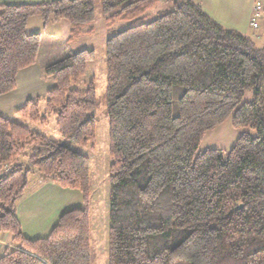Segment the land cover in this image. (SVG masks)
<instances>
[{
  "label": "trees",
  "instance_id": "1",
  "mask_svg": "<svg viewBox=\"0 0 264 264\" xmlns=\"http://www.w3.org/2000/svg\"><path fill=\"white\" fill-rule=\"evenodd\" d=\"M171 1L172 12L145 22ZM101 4L109 22L133 21L106 43L109 264H264V47L193 0ZM0 9V96L37 64L43 34L28 32L30 19L40 17L44 29L68 22L70 42L95 31V0ZM95 59V51L82 50L47 65L54 89L15 113L42 127L56 117L61 142L0 114V234L13 245L0 264H93L90 159L70 145L96 140L95 83L73 88ZM249 91L253 99L243 103ZM229 119L258 136L243 134L229 152L199 154L206 134ZM21 157L27 164L17 163ZM33 171L79 191L84 202L65 212L47 238L34 240L17 216Z\"/></svg>",
  "mask_w": 264,
  "mask_h": 264
},
{
  "label": "rangeland",
  "instance_id": "2",
  "mask_svg": "<svg viewBox=\"0 0 264 264\" xmlns=\"http://www.w3.org/2000/svg\"><path fill=\"white\" fill-rule=\"evenodd\" d=\"M102 0H95L96 6V20L91 26L94 28V33L85 35L80 39L70 42L71 25L66 21H60L50 24L47 28H43L42 43L40 48V61H43V56L51 53L53 55L52 61H58L72 53L82 50H93L96 53V59L90 63L87 68L86 75L75 84L73 88L84 91L94 82L97 95V132L94 143L86 147L72 144L67 145L82 154H85L90 159L91 165V227H92V241L91 251L93 256V264H109V229H110V181L109 173L111 166L110 158V123L108 116V109L106 103V88H107V69H106V43L113 36L130 28L133 21L130 20H116L109 22L108 17L103 14ZM175 9L174 2L168 4L158 5L145 15V22L149 23L157 20L164 14L172 12ZM44 26L40 17H37ZM32 28L29 32L33 33ZM35 29V28H34ZM41 29V27H40ZM233 30V29H232ZM37 31V30H34ZM41 31V30H40ZM258 47H262L260 42ZM52 55L50 57H52ZM44 80V70L41 75ZM46 96V95H45ZM45 96L37 97L44 98ZM36 99V98H34ZM253 99V91L246 93L243 103L249 102ZM43 114H45V106L42 105ZM15 121L24 122V126L33 132L58 142L62 139L58 134L56 117L50 118L49 125L42 127L33 124L28 119L14 117ZM245 133L252 136H258V132L252 128H235L232 124V119H229L223 125L216 127L214 130L208 132L205 139L199 147L198 153H204L208 150H220L229 152L236 144L237 140ZM32 183L33 177L29 176ZM77 191V190H76ZM82 205L84 207L83 196L81 194Z\"/></svg>",
  "mask_w": 264,
  "mask_h": 264
},
{
  "label": "crops",
  "instance_id": "3",
  "mask_svg": "<svg viewBox=\"0 0 264 264\" xmlns=\"http://www.w3.org/2000/svg\"><path fill=\"white\" fill-rule=\"evenodd\" d=\"M56 0H0V5H34ZM215 21L227 29L236 30L249 37L257 46L260 42L264 47V9L259 20V29L251 24L255 17L254 6L257 0H193ZM1 14V9H0ZM60 25L59 22H56ZM32 28L33 33L29 32ZM41 27V29H40ZM35 28V29H34ZM41 22L37 17L30 19L27 30L29 33L42 32ZM37 30V31H34ZM41 30V31H40ZM258 47V46H257ZM260 47V48H262ZM49 53L37 64L20 72L17 78V89L7 95L0 96V114L10 118L17 117L15 113L30 99L45 96L54 89L55 84L43 79L44 68L56 61ZM24 124V122H21ZM28 159L21 157L18 164H27ZM33 180L24 197L17 204V216L22 226L23 234L29 239L47 238L67 211L83 208L81 193L68 190L45 180L39 173L33 171ZM31 181V179H30ZM9 234H0V242L13 246ZM0 248V255L3 253Z\"/></svg>",
  "mask_w": 264,
  "mask_h": 264
},
{
  "label": "built area",
  "instance_id": "4",
  "mask_svg": "<svg viewBox=\"0 0 264 264\" xmlns=\"http://www.w3.org/2000/svg\"><path fill=\"white\" fill-rule=\"evenodd\" d=\"M263 9H264V0H257L256 1V4L254 6V13H255V17L252 21V24L251 26L254 28V29H259V20L260 18L262 17V12H263ZM3 169H1V166H0V172L2 171ZM9 245H6L2 242H0V248H2L1 251H3L5 248H7Z\"/></svg>",
  "mask_w": 264,
  "mask_h": 264
}]
</instances>
